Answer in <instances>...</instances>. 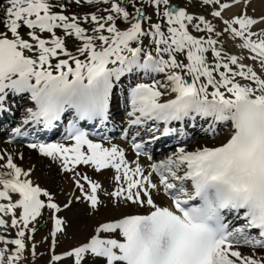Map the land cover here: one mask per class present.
<instances>
[{
  "label": "snow or ice",
  "instance_id": "1",
  "mask_svg": "<svg viewBox=\"0 0 264 264\" xmlns=\"http://www.w3.org/2000/svg\"><path fill=\"white\" fill-rule=\"evenodd\" d=\"M198 2L211 20L189 10L193 0H72L96 9L82 16L66 14L60 0L0 4V112L19 96L32 102L24 125L67 121L71 143L28 147L72 174L81 193L74 200L102 205V185L77 171L84 165L114 171L107 195L115 207L143 209L99 223L86 242L60 254L65 220L54 215L49 264H264V14H249L254 0ZM237 6L239 14L225 18ZM226 40L246 54H230ZM125 91L129 126L199 118L213 136L217 124L230 125V134L212 146L179 147L146 170L82 126L109 122ZM133 146L139 155L142 144ZM0 169V264H22L26 250L36 256L26 240L42 211L63 209L6 150ZM160 193L170 203L158 202Z\"/></svg>",
  "mask_w": 264,
  "mask_h": 264
},
{
  "label": "bare ground",
  "instance_id": "2",
  "mask_svg": "<svg viewBox=\"0 0 264 264\" xmlns=\"http://www.w3.org/2000/svg\"><path fill=\"white\" fill-rule=\"evenodd\" d=\"M5 3V0H0V3ZM60 2L67 3V8L65 9V13L72 15L76 14L79 16H82L90 11H95L96 9L94 7L84 5V6H77L74 3H72V0H60ZM186 0H175V3L179 6H183L185 4ZM198 0H193V4L190 6V9L195 10L201 8V6L198 4ZM87 7H91L87 9ZM238 8V7H237ZM237 8H232L229 11H227L224 15L226 17H231L237 13ZM260 9L261 12H264V3L261 1L259 3L253 4L252 7L249 9L251 13H257ZM251 15V14H250ZM255 16V15H254ZM228 44V47L235 53L244 55L246 53L241 52V50L236 46L238 42H234L232 40H226L225 41ZM69 47H71V43H69ZM245 63H252L250 60H245ZM23 99L27 101L28 107H32V102L29 101L26 97L21 98L19 96L13 97L10 99L8 107V112H0V114H3V116L6 118V126L14 124L12 127L13 133L10 135H7L6 128L2 129L0 128V150H6L7 152H10L14 156V161L18 164V166L22 167L25 170H31V176L30 178L34 182V184L39 185L40 187L48 190L52 197L54 198V202L59 203L61 208L63 209L60 213L55 214L52 212L51 209L45 208L42 211V215L38 218L37 222L34 223V226L36 227L37 231L34 234L33 238L31 240H26V243L29 245L35 244L36 245V256L32 257L29 253V251H25L24 255L27 257L25 261L22 262V264H49V258L51 253L49 252L50 246H51V237L50 232L52 230V222L54 219L52 218L54 215H59L61 218L65 220V232L62 234L57 235V246L55 249V252L57 254H60L66 250H70L74 246H79L81 243L86 242L87 239L92 234L94 228L99 225V223L104 222L110 218H114L117 216H120L122 213L127 212H136V211H143V209H138L135 207H129L124 208L121 207H115L111 200L112 198L107 195V193L113 191L116 187V182L113 179L114 171L109 169L105 170L101 173L95 172L91 167L81 165L77 169L82 175L86 174L94 181L99 182L102 185L101 190L98 192V195L102 201V205L97 209L94 210L93 213L91 212L90 204L81 199L80 201L74 200V197L77 195H81L79 190L75 187L74 181L71 179L72 174L70 173H64L57 162V165H54L52 160L47 157H43L39 154L38 150L36 149H28L27 147H24L23 144L17 142L15 144H12V139L15 135V129L20 128L21 126H25L23 131L27 130L30 124L24 125L23 120L26 118V107L24 110L23 107ZM15 105L16 108H13ZM123 108V106H122ZM124 111L126 112L127 109L125 108ZM123 111V112H124ZM8 113V116L6 115ZM11 113V114H9ZM19 113H23L21 119L18 121L17 116ZM120 111H116L114 116L110 119V121L113 123L112 127L110 126V123L108 125L111 127L112 130H118L123 129L120 133H125V135L128 136L129 140L127 142L123 141H117L113 143H105L103 136H98L100 139H93L95 141H99L105 144V146H111L115 145L119 148L123 149L126 154V158L129 160V162L139 160L140 164L146 169H149L150 164H148L147 161L142 160L140 157H136L133 154L132 146L133 143H140L142 144V141H134V138H136L134 135H129L132 128H135L136 126H129L127 123V117L119 120L118 117H122L120 114ZM125 119V122H124ZM174 122V121H173ZM171 123V129L172 127H177L179 129V125L184 126V131H179V135H182L185 132V135H187V139L183 141L184 138H182L180 143L185 142L184 144L188 143L192 136L199 134L200 136L202 134H205L206 136H209L208 139H201L197 142L186 145L188 150H194L197 147L201 146H212L215 144H219L222 141H224L230 134V125H224V124H217L216 130H217V136L216 139H211V133L206 131L207 124H201L198 123L196 129L192 128L193 121L185 120L181 124L180 123ZM149 125L154 126L159 132L155 135H152L150 139H148V143L150 142L151 138L153 136H158L160 133H162L160 130L162 126L159 123H155L154 125L152 122H149ZM149 125H142L139 126L141 129H143V133H149L148 130L145 129L149 127ZM201 126V131L198 129V126ZM109 126H106V130H108ZM194 131V132H193ZM6 133V135H5ZM161 135V134H160ZM110 138H112V134L110 135ZM64 138H61L60 140H57L56 143H64ZM130 141V144H129ZM163 141L169 142L170 140L163 139ZM165 144H168L166 143ZM163 143V142H161ZM179 143V144H180ZM176 144L171 143V147L175 148ZM142 149L145 147L142 144ZM170 147V148H171ZM169 148V147H168ZM168 148H164L167 150ZM169 150V149H168ZM167 150V151H168ZM174 150V149H173ZM165 151V152H167ZM174 151H177L176 148ZM173 152L171 150L170 153L166 155L168 157ZM154 152V158L158 157V154L155 155ZM22 157V159H21ZM165 157V156H164ZM163 157V160L166 158ZM162 160L156 159L154 163H157ZM0 171H3V169H0ZM83 182V181H82ZM85 187L87 189V184L85 182ZM43 199L47 200V198L42 197ZM155 198L158 200V202L161 203H170L168 198H165L162 193L159 195H155ZM72 199L73 203L72 205L65 209L64 204L69 200ZM56 200V201H55ZM85 203V205L83 204ZM32 225H30L31 227ZM0 232H3V229H0ZM7 235L12 238L15 237V230H10ZM47 238V239H46ZM242 251L247 252L248 248L242 247Z\"/></svg>",
  "mask_w": 264,
  "mask_h": 264
},
{
  "label": "rangeland",
  "instance_id": "3",
  "mask_svg": "<svg viewBox=\"0 0 264 264\" xmlns=\"http://www.w3.org/2000/svg\"><path fill=\"white\" fill-rule=\"evenodd\" d=\"M261 0H254V2H253V4H256V3H259ZM0 4H2V2L0 3ZM185 4H186V2H185ZM185 4H183V6L185 5ZM199 4V3H198ZM84 6V5H83ZM87 9H89V8H91V7H87V6H85ZM238 7V8H237ZM237 7H235V8H237V13L236 14H239V12L241 11V8L239 7V6H237ZM234 8V7H233ZM189 10L192 12V13H194V14H198V15H205L208 19H212V17L210 16V11H211V9L209 8V7H206V6H201V8H199V9H195V10H192V9H190L189 8ZM249 14H251V15H255V16H257V15H261V14H264V12H261L260 11V9L258 10V12L257 13H251L250 12V10H249ZM225 18H228V17H226L225 16ZM214 23H216L217 24V27L219 28V27H221L222 25H220V23L218 22V21H213ZM225 49H226V51H228L230 54H235L231 49H230V47H228V44L225 42ZM141 79H143V77L142 76H139V77H133V78H131L130 80H128V82H130L131 84V86H133L135 83H137V82H139ZM145 82H147L146 80H145ZM125 97V96H124ZM124 97H122V99H121V102L124 100ZM120 102V103H121ZM124 102V101H123ZM202 119H199L198 118V121H201ZM203 139V138H205V136H203V137H194V138H192L191 140H190V142L189 143H187L186 145H191V144H193V143H195L196 141H198L199 139ZM214 139H216V138H214ZM185 145V146H186ZM178 148L179 147H176V150H178ZM175 150V149H174ZM174 150H172V152H175ZM171 152V151H170ZM169 152V153H170ZM168 154V153H167ZM166 153L165 154H163L160 158H159V160H163V157L165 156L166 157V155H167ZM164 157V158H165ZM53 161V160H52ZM53 164L54 165H56V163H55V161H53ZM84 205H85V203H83ZM94 212V210H91V212L90 213H93Z\"/></svg>",
  "mask_w": 264,
  "mask_h": 264
}]
</instances>
